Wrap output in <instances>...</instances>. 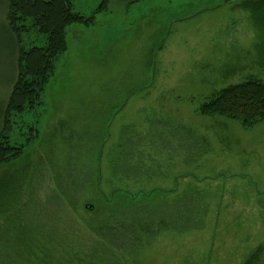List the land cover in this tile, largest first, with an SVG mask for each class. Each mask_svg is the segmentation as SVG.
<instances>
[{"label":"rangeland","instance_id":"rangeland-1","mask_svg":"<svg viewBox=\"0 0 264 264\" xmlns=\"http://www.w3.org/2000/svg\"><path fill=\"white\" fill-rule=\"evenodd\" d=\"M5 1L0 102L13 78ZM100 2L75 0L73 9L91 17ZM105 4L90 23L67 27L41 103L23 117L37 136L0 168V264L45 254L89 264L243 263L264 243V119L244 127L198 109L222 87L264 80V0ZM21 40L24 48L46 42L30 26ZM7 181L17 189L9 211ZM159 187L171 191L168 204L111 201L114 189ZM169 204L181 214L194 205L198 215L172 221ZM135 219L144 221L137 229ZM160 221L170 229L157 232ZM41 230L51 237L36 240ZM20 235L46 252L29 255Z\"/></svg>","mask_w":264,"mask_h":264},{"label":"trees","instance_id":"trees-1","mask_svg":"<svg viewBox=\"0 0 264 264\" xmlns=\"http://www.w3.org/2000/svg\"><path fill=\"white\" fill-rule=\"evenodd\" d=\"M73 1L75 0L5 1V18L7 20L6 35L10 42V65H12L11 76H13V78L7 88L3 90V100L0 102V168L22 157L26 147L29 146L37 136L38 131H36L35 122L32 126L31 123L29 124L23 120V117L27 114L32 115L35 107L41 103L43 87L51 76L54 65L53 62L66 48L65 33L67 27L73 25V23L82 25L90 23L94 19L93 15L106 7V0H101L99 5L95 8V11L90 15L91 17H87L82 16L80 12L73 9ZM28 26L35 28L39 34L41 33V35H44L46 41L44 45H33L29 46V48H24L25 46L23 45L21 46V37L28 32ZM198 113L209 117L214 115L225 116L232 120H238L244 127H249L257 123L258 120L264 119V80L257 77H249L244 82L222 87V90L216 92L209 101L201 104ZM14 185V181L3 182V186L6 187L8 190L7 193H10L11 197L7 198L6 208L8 211L9 209H14L16 206V203L13 205V200L17 191V189L15 191ZM169 192L171 191L161 189V187L152 188L147 194L141 190L132 193L128 190L114 189L110 196L111 201L114 202L113 204L116 203L123 207L136 206L138 210L140 206L148 207L147 201L142 200L148 197L158 198V203L168 204L167 199L169 198L167 194H169ZM183 195L186 196L187 193H183ZM138 197H140V199H138ZM178 197L179 196L176 198ZM169 207L174 208L171 212V214L174 215L172 221L178 219L177 221L181 220V222L184 223L183 221L186 219L188 220V217L192 219L195 214V216L198 215V211L196 212L194 210V205L191 211L185 209L182 214L180 211L182 208H178V206L173 207V204H169ZM1 212L2 211H0V214ZM185 214H187V216ZM196 219L197 218H194V222ZM135 222L137 223V229L141 224L140 222L144 221L138 219ZM177 225L172 223L171 227L176 228ZM158 226L159 229L157 232H161V229H170L164 221H160ZM131 228L132 233L134 228L133 226ZM194 228L195 227H190L188 230ZM112 231H107L105 237H108L109 234L115 235ZM39 232L37 236H33L36 240H45L51 237V235H49L45 238L43 230ZM11 233L16 238H18L17 235L20 234L16 231ZM132 234L134 236V233ZM18 240L20 241L17 242L25 244L23 248L26 249L29 255H34V252H37L40 248L43 250L41 254L46 252V248H44L47 246L46 244L43 245L44 247L42 245L38 246L40 244L29 242L32 240L25 241L21 235ZM263 254L264 243L252 250L248 258L241 264H258ZM16 256L17 258L20 257L19 255ZM73 257H76V259L72 258V260L69 259L68 261L61 262L53 259L49 261V255L45 254L36 256V259H32V261H27L29 260V258H27V262L20 263L18 259L16 262L17 264H89L90 262L87 258L79 259L77 256ZM9 263H11V261Z\"/></svg>","mask_w":264,"mask_h":264},{"label":"water","instance_id":"water-1","mask_svg":"<svg viewBox=\"0 0 264 264\" xmlns=\"http://www.w3.org/2000/svg\"><path fill=\"white\" fill-rule=\"evenodd\" d=\"M231 1H234V0H222V4H227V3H230ZM86 208L91 209L90 206H86Z\"/></svg>","mask_w":264,"mask_h":264}]
</instances>
